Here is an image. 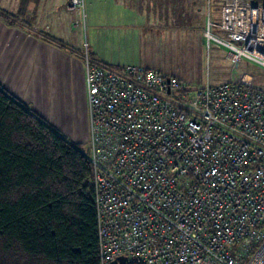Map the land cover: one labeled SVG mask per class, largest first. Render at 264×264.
<instances>
[{"label":"built area","instance_id":"2783aa9c","mask_svg":"<svg viewBox=\"0 0 264 264\" xmlns=\"http://www.w3.org/2000/svg\"><path fill=\"white\" fill-rule=\"evenodd\" d=\"M67 8L84 19V0ZM201 37L207 50L264 68V1L224 0ZM84 46L80 151L99 264H264L263 91L223 82L190 93L173 75L107 65Z\"/></svg>","mask_w":264,"mask_h":264},{"label":"crops","instance_id":"0c3cea01","mask_svg":"<svg viewBox=\"0 0 264 264\" xmlns=\"http://www.w3.org/2000/svg\"><path fill=\"white\" fill-rule=\"evenodd\" d=\"M223 1L84 0L82 20L68 0H0V87L78 142L88 135L84 43L107 65L155 68L152 43L182 38L185 26L198 41L207 13L220 18Z\"/></svg>","mask_w":264,"mask_h":264},{"label":"trees","instance_id":"16d2710c","mask_svg":"<svg viewBox=\"0 0 264 264\" xmlns=\"http://www.w3.org/2000/svg\"><path fill=\"white\" fill-rule=\"evenodd\" d=\"M80 149L0 87V264H99Z\"/></svg>","mask_w":264,"mask_h":264},{"label":"rangeland","instance_id":"374dc122","mask_svg":"<svg viewBox=\"0 0 264 264\" xmlns=\"http://www.w3.org/2000/svg\"><path fill=\"white\" fill-rule=\"evenodd\" d=\"M210 17L217 21L218 11H212ZM177 30L183 34L182 38L152 43L150 55L154 69L175 76L190 93L207 83L215 85L223 82L254 86L264 93V68L246 59L233 58L221 48L211 47L207 50L202 42V29L198 31V41L194 31L187 34L189 29L186 26ZM82 135L83 130L79 136ZM86 140L87 133H84L76 143L84 148Z\"/></svg>","mask_w":264,"mask_h":264},{"label":"water","instance_id":"95a60500","mask_svg":"<svg viewBox=\"0 0 264 264\" xmlns=\"http://www.w3.org/2000/svg\"><path fill=\"white\" fill-rule=\"evenodd\" d=\"M110 264H127V259L125 256H121L115 260H112Z\"/></svg>","mask_w":264,"mask_h":264}]
</instances>
